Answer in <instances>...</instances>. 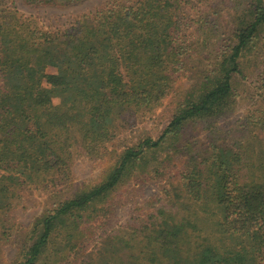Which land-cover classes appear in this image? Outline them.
<instances>
[{
  "label": "trees",
  "instance_id": "obj_1",
  "mask_svg": "<svg viewBox=\"0 0 264 264\" xmlns=\"http://www.w3.org/2000/svg\"><path fill=\"white\" fill-rule=\"evenodd\" d=\"M262 34L264 0H109L54 30L0 0V264H57L70 253H81V264H264ZM209 56L158 137L108 148L119 122L154 111ZM243 61L259 99L223 127L241 97ZM198 124L206 143L188 130ZM177 153L184 161L172 193L96 237L91 221L110 195L138 175L162 176ZM79 157L106 160L105 168L72 189ZM22 190L47 193L49 204L19 229Z\"/></svg>",
  "mask_w": 264,
  "mask_h": 264
},
{
  "label": "rangeland",
  "instance_id": "obj_2",
  "mask_svg": "<svg viewBox=\"0 0 264 264\" xmlns=\"http://www.w3.org/2000/svg\"><path fill=\"white\" fill-rule=\"evenodd\" d=\"M107 1L109 0H80L65 7L31 6L26 5L21 0H15V3L17 8L25 15L36 16L40 24L54 30L70 25L77 15L94 11L103 6ZM230 12L227 10L222 15L224 24L228 21V18L230 19ZM221 33L222 35L228 34L227 26L222 28ZM262 35L264 36V34ZM262 51L264 53V47ZM210 60L212 58L209 56L208 59H203V61L197 63L196 68L190 69L180 75L174 83L173 93L166 97L162 104L154 111L138 113L132 116L130 121H118L115 137L108 145V148L121 149L124 145H130L147 136L153 139L158 137L170 121L177 101L184 94H189L196 88L202 69L206 68L205 65ZM261 61L263 64L259 66L258 70H264V54ZM242 64L246 79H240L239 84L236 86L237 93L241 97L236 98L237 102L232 113L219 120L223 127H228V125H232L235 121H239L248 110L254 107V101L259 99L258 95L261 90L254 89L259 84V81L257 76H252L251 71L254 69L252 63L251 61L246 63L243 61ZM201 126L200 124L190 125L188 130L199 138L200 143H206V136L203 134ZM183 161L184 158L181 157L180 153L173 154L168 162V168L162 176L150 179L138 175L137 178L132 179L126 185L119 187L110 195L106 203L103 204V211L99 212L97 217L91 221L95 236L97 237L102 230H111L115 229L118 225L131 223L132 214L136 212L140 214L150 212L151 207L149 208L147 205L154 202L157 198L163 199V190H169L172 193V187L177 183L176 181L182 170ZM105 163L106 160L99 162L81 157L75 158L71 165L70 186L72 189H77L91 183L103 172ZM61 187L59 186V188ZM66 189L64 188V190ZM46 195L47 193L35 190L21 191V198L13 210L15 223L19 229L28 227L34 217L39 215L47 207L49 202L47 201ZM93 243L94 239L88 242L85 247L87 251L92 247ZM3 250L7 259H13L16 251V242L13 241L6 244ZM57 264H81V253H70L67 260Z\"/></svg>",
  "mask_w": 264,
  "mask_h": 264
}]
</instances>
